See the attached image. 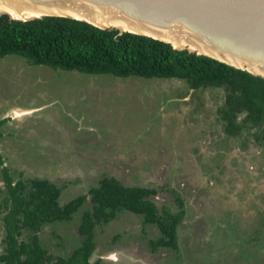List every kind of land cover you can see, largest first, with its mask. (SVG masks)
<instances>
[{
    "label": "rangeland",
    "instance_id": "obj_1",
    "mask_svg": "<svg viewBox=\"0 0 264 264\" xmlns=\"http://www.w3.org/2000/svg\"><path fill=\"white\" fill-rule=\"evenodd\" d=\"M224 100L223 88L195 90L185 79L88 74L0 56V153L14 182L47 178L60 187L61 204L88 196L71 220L43 226V246L70 256L83 240L90 188L114 176L158 189L152 199L161 215L181 209V196L179 250L153 251L158 226L123 210L96 226L92 263L264 264V138L248 125L229 134ZM15 107L32 112L11 119ZM8 194L0 164V254Z\"/></svg>",
    "mask_w": 264,
    "mask_h": 264
},
{
    "label": "trees",
    "instance_id": "obj_2",
    "mask_svg": "<svg viewBox=\"0 0 264 264\" xmlns=\"http://www.w3.org/2000/svg\"><path fill=\"white\" fill-rule=\"evenodd\" d=\"M8 54L56 69L119 77L179 78L195 90L223 88L225 100L220 113L225 130L238 134L248 125L257 129L258 140L264 138V77L187 48H175L170 42L129 31L119 34L116 28L67 16L22 20L2 14L0 56ZM0 164L9 192L2 204L6 210L5 248L0 254L3 264H98L90 260L97 247L95 228L109 223L123 210L142 215L145 224L158 226L159 237L150 241L153 251L179 250L178 228L185 215L181 196H177L181 209L161 215L152 199L158 189L126 185L117 177L104 176L88 192L92 208L84 211L78 228L83 236L81 244L70 256H57L43 246L39 232L45 224L71 220L87 201V194L61 204V189L51 180L31 177L14 182L1 153ZM25 231L31 232L29 240L22 238Z\"/></svg>",
    "mask_w": 264,
    "mask_h": 264
},
{
    "label": "water",
    "instance_id": "obj_3",
    "mask_svg": "<svg viewBox=\"0 0 264 264\" xmlns=\"http://www.w3.org/2000/svg\"><path fill=\"white\" fill-rule=\"evenodd\" d=\"M0 4L41 14L22 20L47 15L77 18L116 28L119 34L151 36L264 77L253 71V67L264 71V0H0ZM102 17L133 30L95 22Z\"/></svg>",
    "mask_w": 264,
    "mask_h": 264
},
{
    "label": "bare ground",
    "instance_id": "obj_4",
    "mask_svg": "<svg viewBox=\"0 0 264 264\" xmlns=\"http://www.w3.org/2000/svg\"><path fill=\"white\" fill-rule=\"evenodd\" d=\"M7 12L11 17L16 18V19H26V18H30V17H34V16H39L41 15L39 12L35 11V10H23L21 12H19V10H17V8L13 5H9V4H0V12ZM57 11V10H56ZM59 14H63L65 11L64 10H58L57 11ZM68 15H71L73 17H79L77 14L69 12L66 13ZM95 22L97 23H110V24H114L117 26H120L122 29H129V30H133V28L123 22H117L115 20H109L106 17H102L101 19L95 20ZM176 43V42H175ZM177 45V44H175ZM253 71L254 72H258V73H262L264 74V71H262L261 69L257 68V67H253Z\"/></svg>",
    "mask_w": 264,
    "mask_h": 264
},
{
    "label": "crops",
    "instance_id": "obj_5",
    "mask_svg": "<svg viewBox=\"0 0 264 264\" xmlns=\"http://www.w3.org/2000/svg\"><path fill=\"white\" fill-rule=\"evenodd\" d=\"M10 111L11 112L7 113L6 115L9 114V116H11V119H15V120L23 118L24 115L30 114L32 112L31 109L19 108V107L12 108ZM9 116H8V119H9ZM18 116H20V117H18ZM11 119H10V121H11Z\"/></svg>",
    "mask_w": 264,
    "mask_h": 264
}]
</instances>
